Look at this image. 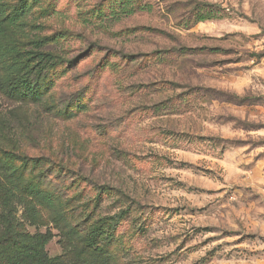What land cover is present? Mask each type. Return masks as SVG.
Here are the masks:
<instances>
[{"label": "rangeland", "instance_id": "374dc122", "mask_svg": "<svg viewBox=\"0 0 264 264\" xmlns=\"http://www.w3.org/2000/svg\"><path fill=\"white\" fill-rule=\"evenodd\" d=\"M141 2L112 14L104 0H38L13 38L0 33V80L16 70L12 45L53 36L47 50L77 59L40 102L0 89V150L45 158L47 189L74 197L61 223L46 209L27 230L80 262L62 231L72 210L123 214L92 264H264V0ZM98 188L121 196L95 205Z\"/></svg>", "mask_w": 264, "mask_h": 264}, {"label": "trees", "instance_id": "16d2710c", "mask_svg": "<svg viewBox=\"0 0 264 264\" xmlns=\"http://www.w3.org/2000/svg\"><path fill=\"white\" fill-rule=\"evenodd\" d=\"M37 2L38 0H13L9 2L10 5L0 3V33L6 31L8 36L13 38L16 34L15 29L8 27L19 25L21 19L35 7ZM104 2L107 3L109 13L112 14L116 10H127L130 14L136 10H143L141 0H104ZM204 6L208 4L205 3ZM101 7L102 4L99 3L98 18L106 14ZM212 15V10L198 14L196 21L213 19ZM126 31L132 33L135 30ZM54 39L53 36L45 37L33 41L29 48L12 45L5 50L16 67L7 80H0V89L5 94L26 103H37L51 92L60 74L67 68L70 69L77 60L66 59L47 50L46 47L56 41ZM155 54L157 57L160 52L147 54L146 57L154 58ZM83 99L79 98L73 102L66 113L73 111V109L68 111L70 107L77 108L84 104ZM16 164L19 165L15 166ZM50 165L42 157H28L12 151L0 150V264H86L88 262L92 264L94 256L107 255L109 248L115 244L116 238L113 234L123 214L108 219L89 218L77 222L72 210L69 217L74 224L62 231H65L70 245L81 255L84 254L80 262L75 260L67 262L63 256H48L45 248L52 239L49 230L45 233L28 232L27 226L37 229L42 225L44 210L53 211L52 223L58 225L63 221V217L57 209L73 208L74 197L63 198L62 192L47 189L46 173ZM25 172H29L28 178L24 177ZM110 193L120 195L109 188H98L95 205L97 201H101L102 196ZM88 217L89 214L86 212V218ZM75 242L79 244L76 246Z\"/></svg>", "mask_w": 264, "mask_h": 264}]
</instances>
